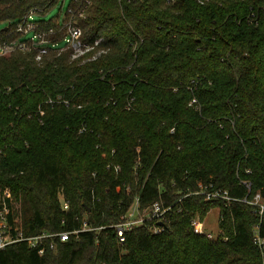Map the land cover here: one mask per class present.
I'll list each match as a JSON object with an SVG mask.
<instances>
[{
    "label": "trees",
    "instance_id": "obj_1",
    "mask_svg": "<svg viewBox=\"0 0 264 264\" xmlns=\"http://www.w3.org/2000/svg\"><path fill=\"white\" fill-rule=\"evenodd\" d=\"M55 2L0 0L1 42L17 35L10 22ZM69 8L92 53L73 58L62 42L39 60L36 49L0 51V184L26 236L80 231L48 239L43 254L10 244L0 264H264L254 241L264 214L244 201L264 194V0ZM200 182L233 199L186 196ZM136 198L141 210L156 200L172 209L163 230L147 219L120 245L112 225ZM216 207L220 234L196 233L192 219Z\"/></svg>",
    "mask_w": 264,
    "mask_h": 264
},
{
    "label": "built area",
    "instance_id": "obj_2",
    "mask_svg": "<svg viewBox=\"0 0 264 264\" xmlns=\"http://www.w3.org/2000/svg\"><path fill=\"white\" fill-rule=\"evenodd\" d=\"M167 1L174 2L175 0ZM70 12H72L71 8L68 9L67 14ZM37 15H40L39 12L35 9H31L27 14L16 20L14 25H11L12 22L9 23V26H14V30L21 34L18 38L12 41V45L17 48L20 46L21 48H25L27 44H31L36 48V50L38 49L40 51L38 54L39 57L48 52L50 49L48 44L58 45L60 42L65 43L62 48L68 47L72 50L73 57L83 56L90 50L94 49L95 45H90L87 41H85L84 29L79 25V23H76V20H67L66 15L63 22H59V28L51 26L48 29H45L42 27L41 23L36 20ZM59 31L62 32L61 37L55 38L54 36L59 33ZM96 44H98V41H96ZM4 50L5 48L0 47V51L3 52ZM195 102L196 99H193L191 104ZM173 130L174 128L172 131ZM115 169L119 170L120 166L116 165ZM246 185L250 190L251 183L246 182ZM191 193L203 194L206 197V200L233 199L227 190H222L220 188L209 189V185L203 182L199 183L198 190L191 191L187 193L186 196ZM244 201L254 205V211L259 215L262 216L264 214L263 193L257 192L251 200L245 198ZM65 207L67 208L68 205H65ZM171 209L172 205L163 206L160 201L156 200L148 207L141 210L139 207V200L136 198L135 204L131 207L127 214L124 215L123 219L119 223L112 225L116 229L119 244L123 245V243H125L126 233L129 230L133 229L137 225L145 223L147 219L157 221V223L152 226L154 232H160L163 230L168 219V213ZM161 222H163V224H160ZM192 225L196 233L205 234L210 238L217 236L206 230L205 222L200 219L199 216L192 219ZM88 229L92 228L89 227L87 222H85L82 230ZM79 231L80 230L61 231L58 233L44 231L37 235L26 236L22 225L15 217V211L13 208V192L10 187L0 184V249L16 242L27 241L31 247H37L39 253L43 254L45 249L48 247V239L60 237L61 240L65 241L69 238L70 234H77ZM254 241L261 249L264 248V238L261 237L259 233V227L255 228ZM50 246L54 248V242H52Z\"/></svg>",
    "mask_w": 264,
    "mask_h": 264
},
{
    "label": "rangeland",
    "instance_id": "obj_3",
    "mask_svg": "<svg viewBox=\"0 0 264 264\" xmlns=\"http://www.w3.org/2000/svg\"><path fill=\"white\" fill-rule=\"evenodd\" d=\"M73 0H56V2L54 3V5L51 7V9L48 11V13H44V15H37V18L40 19H53V18H57L59 20V22H63V20L65 19L67 13H68V9L70 7V5L72 4ZM79 15H83L82 13H79ZM67 20H72L73 19V13L70 12L69 15L66 17ZM76 23H79V19L75 18ZM74 21V20H72ZM2 26V25H1ZM14 27V26H13ZM15 31V30H14ZM17 35L12 38L10 37L9 39H7V43L6 42H1V37H0V47L5 48V50L2 53H9L10 51H14L17 49H22L25 52H31L33 49H36L33 45L31 44H27L25 46V48H21V46L19 48L15 47L14 45H12V41H14L16 38H18L19 35H21L19 32H15ZM10 42V44H9ZM9 44V45H8ZM69 49L68 47L66 48H62L60 49L61 51H65ZM71 50V49H69ZM38 54L40 53V51L37 49ZM93 50H90L87 53H92ZM49 52V51H48ZM99 52L94 53L92 56V58H96L97 54ZM44 55V54H42ZM82 57L81 56H74L73 58H79ZM41 57H39L37 55V59L39 60ZM13 208L15 211V217L16 220L21 223V212H20V204L19 201L16 199V197L13 195ZM219 219H220V208L216 207L213 208L207 215L206 219H205V227L206 230L208 232L213 233L214 235H218L220 233V227H219Z\"/></svg>",
    "mask_w": 264,
    "mask_h": 264
},
{
    "label": "water",
    "instance_id": "obj_4",
    "mask_svg": "<svg viewBox=\"0 0 264 264\" xmlns=\"http://www.w3.org/2000/svg\"><path fill=\"white\" fill-rule=\"evenodd\" d=\"M160 224H163V222H161Z\"/></svg>",
    "mask_w": 264,
    "mask_h": 264
}]
</instances>
